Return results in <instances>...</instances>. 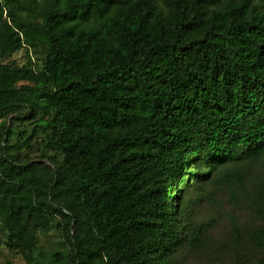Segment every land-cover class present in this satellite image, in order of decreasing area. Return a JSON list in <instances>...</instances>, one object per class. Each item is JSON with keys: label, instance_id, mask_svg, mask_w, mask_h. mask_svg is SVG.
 Instances as JSON below:
<instances>
[{"label": "trees", "instance_id": "obj_1", "mask_svg": "<svg viewBox=\"0 0 264 264\" xmlns=\"http://www.w3.org/2000/svg\"><path fill=\"white\" fill-rule=\"evenodd\" d=\"M21 46L43 60L0 63L9 249L54 264L32 249L55 219L71 264H169L186 173L248 199L264 252V0H0V56ZM21 109L55 167L16 162L1 119Z\"/></svg>", "mask_w": 264, "mask_h": 264}, {"label": "rangeland", "instance_id": "obj_2", "mask_svg": "<svg viewBox=\"0 0 264 264\" xmlns=\"http://www.w3.org/2000/svg\"><path fill=\"white\" fill-rule=\"evenodd\" d=\"M42 60L43 54L25 46L0 56V63L30 65L34 68H41ZM26 98L29 101L36 100L37 95L30 93ZM24 111L21 109L19 113L8 114L1 119V122L11 127L9 143L16 144L11 153L17 155L16 162L19 164L41 161L49 168L55 167L60 159H55V162L52 152H45L41 156L35 143V140L38 142L44 136V132H35L29 138L33 119H21ZM214 176L207 181L194 183L190 174H183V182L186 178L188 181L182 184L180 223L186 234V242L173 252L169 264H264V252L257 250L249 238L255 225L246 207L248 199L238 204L229 202L225 183ZM233 217L237 218V230L231 224ZM36 234L32 249L34 254L54 264H71L67 255L70 245L56 228L55 219L46 228L36 230ZM6 236L7 230L0 220V264H27L19 250L8 248Z\"/></svg>", "mask_w": 264, "mask_h": 264}]
</instances>
